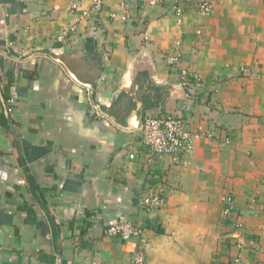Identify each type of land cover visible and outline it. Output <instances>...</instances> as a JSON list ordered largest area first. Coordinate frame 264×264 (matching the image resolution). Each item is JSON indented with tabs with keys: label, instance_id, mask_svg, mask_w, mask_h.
I'll list each match as a JSON object with an SVG mask.
<instances>
[{
	"label": "crops",
	"instance_id": "crops-1",
	"mask_svg": "<svg viewBox=\"0 0 264 264\" xmlns=\"http://www.w3.org/2000/svg\"><path fill=\"white\" fill-rule=\"evenodd\" d=\"M70 1L0 0V103L13 108L0 122V264H133L136 240L104 232L128 219L147 227V264H264V0H211L209 14L183 0L182 22L172 0H129L130 23L109 0L67 43ZM176 53L205 81L191 98ZM242 65L259 72L231 70ZM169 113L212 132L179 163L132 130ZM163 178L166 206L138 212ZM227 193L243 230L222 214Z\"/></svg>",
	"mask_w": 264,
	"mask_h": 264
},
{
	"label": "built area",
	"instance_id": "built-area-1",
	"mask_svg": "<svg viewBox=\"0 0 264 264\" xmlns=\"http://www.w3.org/2000/svg\"><path fill=\"white\" fill-rule=\"evenodd\" d=\"M109 0H94L90 9L82 8V0L70 1L68 8L73 14V21L68 25H64L58 31L57 39L74 43L81 38V24L91 23L92 26L97 27V17L104 9L106 3ZM183 0H172L171 9L174 16L182 22L185 5ZM196 8L204 13L209 14L213 9V2L211 0H198ZM121 6L125 9V13L122 17H118L116 13H111L112 19H120L126 23L131 22V8L129 0H121ZM95 10L96 12H94ZM144 38L148 39V32H144ZM170 63L179 70L180 82L183 86L185 96L191 98L195 93L200 92L204 87V79L197 75H191L189 70L182 65V54L176 53L169 58ZM230 68V67H229ZM252 69L255 73L258 70L255 66L242 65L241 67H231V70H237L238 72H247ZM223 80V79H222ZM221 80V81H222ZM217 84L220 85L222 82ZM0 110L3 111L6 117H9L13 111L12 106H8L7 103H0ZM1 113V114H3ZM1 122V119H0ZM189 118L184 115L177 114H162V115H147L141 124L133 125L132 130L135 134L141 136L143 145L153 155H169L176 163L180 162L181 156L191 152L194 148L195 139L202 138L203 136H209V133H204L202 127L197 130L188 129ZM129 157L134 159L136 152L129 153ZM166 179L163 178L162 183L158 184L155 188L150 187L149 190H143L137 197L138 212L145 214L151 213L156 210L163 209L167 204L166 196ZM224 207L223 214L225 217L231 220V224L238 230L245 228L244 220L236 209L235 198L232 193H227L223 196ZM105 235L108 237H118L124 240L135 239L136 245L132 249L131 261L133 264H147V253L150 248V240L147 234V227L145 223L140 220H122L114 222L105 228ZM242 254L237 256L236 263L244 264L242 260ZM90 264H96L94 262Z\"/></svg>",
	"mask_w": 264,
	"mask_h": 264
},
{
	"label": "rangeland",
	"instance_id": "rangeland-1",
	"mask_svg": "<svg viewBox=\"0 0 264 264\" xmlns=\"http://www.w3.org/2000/svg\"><path fill=\"white\" fill-rule=\"evenodd\" d=\"M246 66H249V65H246ZM243 73H247V72H243ZM204 82H205V81H204ZM209 134L212 135V132H209ZM210 135H209V136H210ZM222 212H223V211H222ZM222 214H223V213H222ZM223 215H224V214H223ZM224 216H225V215H224ZM217 225H218V228H219V222L217 223ZM216 232L218 233V232H220V230L217 229ZM218 239H220L219 236H218ZM219 243H220V242H219ZM221 244H222V243H221ZM241 256H242V255H241ZM241 258H243V256H242Z\"/></svg>",
	"mask_w": 264,
	"mask_h": 264
},
{
	"label": "trees",
	"instance_id": "trees-1",
	"mask_svg": "<svg viewBox=\"0 0 264 264\" xmlns=\"http://www.w3.org/2000/svg\"><path fill=\"white\" fill-rule=\"evenodd\" d=\"M0 119H1V122H5L4 114H0Z\"/></svg>",
	"mask_w": 264,
	"mask_h": 264
}]
</instances>
